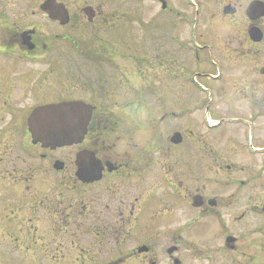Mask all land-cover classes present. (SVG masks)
I'll return each mask as SVG.
<instances>
[{"label":"flooded vegetation","instance_id":"flooded-vegetation-1","mask_svg":"<svg viewBox=\"0 0 264 264\" xmlns=\"http://www.w3.org/2000/svg\"><path fill=\"white\" fill-rule=\"evenodd\" d=\"M46 1L0 0V264H191V257L209 264L216 261L206 249L210 224L218 232L215 253L220 264H254L256 252L262 257L257 263L264 262V168L255 173L233 161L229 154L237 148L230 143L225 150L228 142L223 140H233L222 134L225 120L219 118L220 136L212 139L221 140V152L213 161L216 185L207 184L205 173L191 170L189 146L198 144L197 167L209 155L207 139L192 136L189 123L172 132H180L179 145L152 136L146 139L151 148L144 150L138 135L142 124L126 112L127 121L111 117L104 105L110 87L108 59L93 56V50L108 44L100 37L104 25L99 24L116 14L110 0H53L67 18L63 26V19H51L42 8ZM226 6L234 9L233 15L223 17L226 20H234L243 9L238 0L223 3L222 9ZM243 13L247 44L257 49L249 52L247 59L254 66L244 84L238 83L239 91L264 97V16L250 20ZM251 27L259 30L260 42L248 39ZM65 48L78 59L63 56ZM52 49L66 57L57 75L61 81L72 80L70 90L57 96L48 92L46 70L20 73L26 78L13 83L12 61L47 66ZM204 75L208 82L211 73ZM73 101L93 108L82 142L56 149L34 142L27 129L32 110ZM255 110L264 118V103L254 98L250 113ZM185 144L188 150L176 153ZM252 149H247L250 155H258L260 149ZM83 150L93 154L99 173L94 166L78 167L77 155ZM159 187L176 195L177 209L174 203L158 206ZM195 197L201 200L199 208L193 207ZM250 218L263 224L249 230ZM193 229L198 243L191 242ZM238 230L244 232L237 236Z\"/></svg>","mask_w":264,"mask_h":264},{"label":"rangeland","instance_id":"rangeland-1","mask_svg":"<svg viewBox=\"0 0 264 264\" xmlns=\"http://www.w3.org/2000/svg\"><path fill=\"white\" fill-rule=\"evenodd\" d=\"M161 1L166 4L165 11L161 10ZM228 1L230 0H110V8L116 14L108 17L110 22L99 24L104 25V35L100 34V37L108 40V44L106 48H95L93 55L102 58L106 56L108 59L105 70L106 77L110 79V87L104 96V105L118 120L127 121V112L132 113L134 120L142 124L143 130L138 135L142 139L139 145L144 150L151 148L146 140L152 136L146 127L151 125L155 136L164 140L172 132L182 130L187 123L193 131L192 136L207 139L205 146L209 157L201 166L197 167L195 164L199 161L198 144L194 145L192 141L189 153L191 170L205 173L208 185L214 184L215 178L219 179L213 171V161L216 153L221 152V140H212L220 132L216 127L211 130L207 128L206 117L211 125L219 122V118L225 120L227 126L222 134L233 139L223 140L228 142L225 150H229L230 143L237 148L229 154L233 161L245 163L255 173L261 167L264 168V151L251 156L247 148L246 151L244 148V145H248L247 140L252 142L250 146L264 148V118L257 117L256 110L250 113L252 100L255 98L256 102L263 104L264 97H249L245 91H239L238 85L241 80L244 84L243 79L254 66L247 59L249 52L257 49L247 44V21L243 11L249 0H238L243 9L234 20H226L221 16L223 3ZM99 29L102 31V28ZM195 52L198 62H195ZM62 54L77 58L72 49L65 48ZM63 56L56 49L49 50L47 66L21 65L12 61L10 74L13 83L20 84L26 78L20 73H40L46 70L50 73H47V91L55 96L63 94L72 87V80L61 81V77L57 75L62 72L61 62L66 60ZM208 73H211V77L207 76L210 79L207 82L203 79L206 77L204 74ZM219 75L220 81L217 79ZM192 79L198 81V86H205L208 90L202 93L192 83ZM28 81L32 82V76ZM223 88L226 89L225 92H221ZM252 113L254 115L251 118ZM228 120L233 122L229 123ZM128 126L130 125L127 124L126 127ZM186 150L187 144L176 149V153L182 154ZM262 174L264 183V171ZM214 185L210 188L213 191L216 189ZM261 190L264 191V184ZM174 195L169 189L162 190L159 187L158 206L174 203L177 209L179 200ZM194 215L191 210V218ZM262 224L263 220L258 222L250 218L248 229L252 230ZM194 230L196 229L191 231V242L198 243ZM207 232L206 249L212 259L216 257V261L207 263L220 264L222 259L215 253V248L220 243L215 225L210 224ZM243 232L238 230L237 236ZM254 258V264H264L262 261L257 263L258 258L262 259L260 253L256 252ZM190 263L205 264L194 261L192 257Z\"/></svg>","mask_w":264,"mask_h":264},{"label":"water","instance_id":"water-1","mask_svg":"<svg viewBox=\"0 0 264 264\" xmlns=\"http://www.w3.org/2000/svg\"><path fill=\"white\" fill-rule=\"evenodd\" d=\"M50 18L58 19L62 24L67 23L65 14L60 8L53 5V0H48L42 7ZM224 15H233L234 9L227 7L223 11ZM246 16L250 20H256L264 16V3L252 1L247 10ZM248 36L253 42L261 41V34L257 27L248 30ZM264 74V71H262ZM91 109L82 103H60L36 108L28 118V130L37 142L44 147L55 149L69 147L81 143L86 133V128L90 119ZM172 143L179 144L181 137L174 134L171 138ZM93 154L88 151H81L77 155V165L80 169H88L94 166ZM96 173L100 169L94 166ZM201 206L199 197L193 199V207ZM231 241V240H229Z\"/></svg>","mask_w":264,"mask_h":264},{"label":"trees","instance_id":"trees-1","mask_svg":"<svg viewBox=\"0 0 264 264\" xmlns=\"http://www.w3.org/2000/svg\"><path fill=\"white\" fill-rule=\"evenodd\" d=\"M93 52H94V50H93Z\"/></svg>","mask_w":264,"mask_h":264}]
</instances>
